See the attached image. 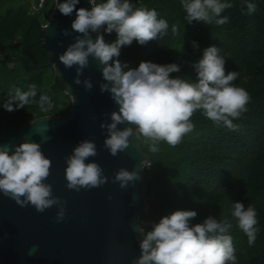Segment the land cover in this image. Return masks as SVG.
Segmentation results:
<instances>
[{
	"label": "clouds",
	"instance_id": "obj_1",
	"mask_svg": "<svg viewBox=\"0 0 264 264\" xmlns=\"http://www.w3.org/2000/svg\"><path fill=\"white\" fill-rule=\"evenodd\" d=\"M91 9L79 8L80 0L58 2L56 8L61 14L70 16L75 11L76 18L71 28L78 33L66 51L59 56L61 63L68 69L76 67L75 83H83L91 90V79L81 81L84 69L89 67L92 57L102 65L103 80L101 92H109L118 110L111 112V122L101 123L107 136L104 147L112 156L127 150L131 138H144L150 152L159 151V144L166 142L175 147L183 137L195 128L191 118L200 111L216 125L236 131L239 125L233 123L243 112L251 97L246 89L235 85L236 71L226 74V61L220 55V49L210 46L204 49L203 57L194 64L197 81L177 76L180 72L177 63L157 64L142 61L136 68H129L119 60L121 49L130 46L133 41L141 46L166 35L169 24L158 19L155 9L146 6L134 7L130 0H106L97 3L89 0ZM43 7V0H40ZM186 13L185 19L207 25L215 23L223 26L229 23L228 16H222L233 8L229 0H181ZM243 7V5L241 6ZM257 5L247 3L248 14L256 11ZM103 30V31H102ZM104 32H115L117 39L106 42ZM172 32H177L176 25ZM92 33H97L95 39ZM69 36L65 29L62 33ZM193 47L199 48L193 41ZM127 69V70H125ZM37 84L31 83L26 91L16 89L14 95L3 103V108L13 112L30 104H37L42 112L53 107L50 97L42 94L37 100ZM120 125H126L121 128ZM98 155L97 145L92 140H84L66 157V187L70 190L98 188L107 183L101 165L95 161L86 162ZM143 167H150L149 161H141ZM52 161L42 151L40 143L25 140L13 148L12 145H0V193L13 199L20 207L33 206L37 212L59 208L56 222L65 219V203L53 194V185L46 183L51 172ZM140 179L139 173L120 168L114 177L121 188ZM111 199V197H109ZM257 210L253 205L245 208L243 202H233L231 216L237 227L253 246L260 229L257 227ZM197 216L193 210H176L152 225L145 231L140 242L141 255L137 264H236L235 248L230 229V219L221 214L220 219L209 216L202 223L192 225L190 221ZM36 247L29 251L34 254Z\"/></svg>",
	"mask_w": 264,
	"mask_h": 264
},
{
	"label": "trees",
	"instance_id": "obj_2",
	"mask_svg": "<svg viewBox=\"0 0 264 264\" xmlns=\"http://www.w3.org/2000/svg\"><path fill=\"white\" fill-rule=\"evenodd\" d=\"M106 0H97V3ZM234 6L222 13L229 23L217 26L193 21L189 24L181 0H140L136 7L155 9L158 19H165L166 35L141 46L133 41L121 49L119 60L129 68L142 61L157 64L177 63L180 72L172 77L197 81L194 64L203 57L204 49L216 46L224 57L226 74L236 71L233 82L250 94L247 111L234 120L239 125L233 131L216 125L200 111L192 116L195 125L175 147L166 142L159 151H149L148 143L140 138L141 147L149 156L150 167L144 176L150 210L139 225L145 231L154 223L176 210H193L197 216L192 225L202 223L209 216L220 219L221 214L231 220L236 264H264V0H229ZM257 5L248 14L247 3ZM37 0H0V130L17 129L39 117L67 116L71 99L65 86L56 82L54 68L40 44V32L47 24L55 0L45 2L41 10H34ZM243 5V7H241ZM176 25L177 32H172ZM117 39L115 32L106 33V42ZM193 41L199 48L193 47ZM127 70V69H125ZM37 84V97L47 94L53 107L42 112L37 104L9 112L3 103L17 88L28 89ZM243 202L245 208L257 210L260 229L255 244L248 245L247 236L238 229L231 216L232 203Z\"/></svg>",
	"mask_w": 264,
	"mask_h": 264
},
{
	"label": "water",
	"instance_id": "obj_3",
	"mask_svg": "<svg viewBox=\"0 0 264 264\" xmlns=\"http://www.w3.org/2000/svg\"><path fill=\"white\" fill-rule=\"evenodd\" d=\"M40 32V44L48 54L56 82L65 86L72 105L67 116L39 117L17 129L0 130V145L13 148L25 140L40 143L46 157L52 161L46 183L53 185V194L65 203V219L56 222L59 208L53 206L37 212L29 205L20 207L13 199L0 193V264H137L141 255L140 242L144 234L137 229L141 217L150 210L145 167L149 161L140 140L131 138L130 147L112 156L104 147L107 136L101 123H110V114L118 110L109 92H101L102 65L90 57L81 81L91 79L93 87L86 90L77 85L76 67L66 68L59 56L74 42L78 33L71 28L76 12L65 16L56 8ZM91 9L89 0H80L76 9ZM70 32L64 36L63 30ZM97 33H92L95 39ZM126 125H120L123 128ZM97 145L98 155L86 162H97L108 177L98 188L70 190L66 187V157L84 140ZM120 168L139 173L140 179L121 188L114 182ZM111 197V199H109ZM36 247L34 254L30 249Z\"/></svg>",
	"mask_w": 264,
	"mask_h": 264
},
{
	"label": "built area",
	"instance_id": "obj_4",
	"mask_svg": "<svg viewBox=\"0 0 264 264\" xmlns=\"http://www.w3.org/2000/svg\"><path fill=\"white\" fill-rule=\"evenodd\" d=\"M38 3L36 5L33 6L34 10H41L43 7L40 6V0H37ZM48 0H43V6L45 4V2H47ZM140 0H130V3H132L134 5V7L137 6V3H139ZM103 31V30H102ZM104 38H106V32H104Z\"/></svg>",
	"mask_w": 264,
	"mask_h": 264
}]
</instances>
